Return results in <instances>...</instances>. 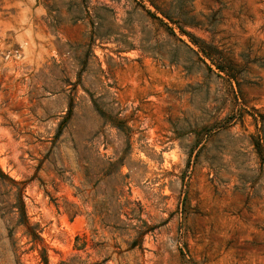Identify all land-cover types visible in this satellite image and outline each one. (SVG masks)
Returning a JSON list of instances; mask_svg holds the SVG:
<instances>
[{"label":"rangeland","instance_id":"1","mask_svg":"<svg viewBox=\"0 0 264 264\" xmlns=\"http://www.w3.org/2000/svg\"><path fill=\"white\" fill-rule=\"evenodd\" d=\"M0 171V264H264V0H0Z\"/></svg>","mask_w":264,"mask_h":264},{"label":"trees","instance_id":"2","mask_svg":"<svg viewBox=\"0 0 264 264\" xmlns=\"http://www.w3.org/2000/svg\"><path fill=\"white\" fill-rule=\"evenodd\" d=\"M179 31L185 34L188 37L189 41L197 47V49L194 51L197 55L208 58L210 63L213 64L219 72H223L228 78H234L235 72L233 70V67L229 64L227 59L223 55L220 54L219 51H217L214 47L204 43L203 41H198L194 36L186 32L182 28H180ZM256 145H257V148L259 146L258 149L262 151V149L260 148L261 146L260 144H258V142ZM0 175L13 184L17 185L19 183L18 181H15L7 177L1 171H0ZM18 200H19L18 206H17V211L19 215L18 224L25 227L26 229L25 232L32 237L33 241L41 240V238L35 232L32 231V226H30L28 223V220L25 215L23 203L21 201V196L19 193H18ZM43 259H44V263L46 264L47 260L45 256L43 257Z\"/></svg>","mask_w":264,"mask_h":264}]
</instances>
